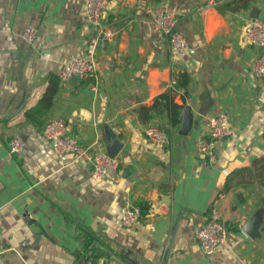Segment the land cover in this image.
I'll return each mask as SVG.
<instances>
[{
  "label": "crops",
  "instance_id": "obj_1",
  "mask_svg": "<svg viewBox=\"0 0 264 264\" xmlns=\"http://www.w3.org/2000/svg\"><path fill=\"white\" fill-rule=\"evenodd\" d=\"M164 9L192 52H169L150 26ZM252 17L264 20V0H106L100 25L109 37L97 43L94 76L61 82V65L98 32L83 0H0V264H83L87 249L97 264H264V78L251 73L263 48L243 33ZM179 74L185 90L172 100L189 108L186 134L178 108L172 121L142 109ZM53 76L56 90L42 104L50 107L26 117ZM219 113L229 133L210 160L196 140ZM48 119L63 120L91 152L119 146L116 183L92 178L73 154L58 158L41 135ZM147 125L166 143L147 140ZM13 133L23 147L9 155ZM125 200L147 205L130 227L120 224ZM211 207L227 234L204 256L194 233ZM255 216L250 238L240 226Z\"/></svg>",
  "mask_w": 264,
  "mask_h": 264
},
{
  "label": "built area",
  "instance_id": "obj_2",
  "mask_svg": "<svg viewBox=\"0 0 264 264\" xmlns=\"http://www.w3.org/2000/svg\"><path fill=\"white\" fill-rule=\"evenodd\" d=\"M106 0H83V11L93 28L98 30L94 35L89 36L83 45L81 54L72 55L68 60L61 65L58 72V79L61 82L68 80L71 77L79 79H87L94 76L96 62L94 59L96 46L99 40L109 37V32L104 30L100 25V16L104 8ZM175 16L168 10H160L151 18L150 26L166 37L167 50L169 52H192L185 38L175 31ZM244 38L246 41L257 47L263 48L261 52L251 64V73L257 79L264 78V20L257 17L249 19L243 29ZM34 31L31 27H25L23 31V40L26 43H31L33 40ZM176 78L171 77L168 80L167 88L171 95H175ZM92 84V83H90ZM91 88L94 89L93 84ZM205 131L196 140V147L202 156H207L212 160L215 156V142L225 138L228 133V124L222 113L214 116L206 117L204 120ZM113 134H118L117 128H111ZM144 136L152 143L165 144L166 136L154 125H147L143 129ZM41 135L49 144L54 154L61 158L66 154H73L77 158H82L90 168V176L94 179L104 180L112 184L117 180V160L103 151L91 152L86 148H82L74 135L66 132V125L61 119H48L42 129ZM23 147V141L17 133H13L7 142V153L9 155L18 154ZM120 224L123 227L134 225L139 216V208L132 205L128 201H123L120 207ZM227 231L226 227L220 219V215L215 207H211L206 220L196 229L194 236L198 243L200 252L204 256L211 255L214 250L223 243ZM83 264H97L90 250L84 252Z\"/></svg>",
  "mask_w": 264,
  "mask_h": 264
},
{
  "label": "trees",
  "instance_id": "obj_3",
  "mask_svg": "<svg viewBox=\"0 0 264 264\" xmlns=\"http://www.w3.org/2000/svg\"><path fill=\"white\" fill-rule=\"evenodd\" d=\"M219 11H220V9H219ZM57 80L58 79L56 76L49 77V88L46 90L45 95L42 96V98L39 101L37 106H35L33 109L26 112V117H29L30 114L32 112H35V111H37L38 114H40L41 110H38V108L43 109V111H44L45 109H48V107H50V106H42V104H45L46 102L48 104L50 97L52 96V94L56 90ZM186 82H187V75L186 74H179L178 81L175 83V89L177 90V92L180 91V89H183V91L185 90ZM172 98H173V95H171L170 91L169 92L165 91V92L157 95L154 98L153 103L149 108L142 107V109H144L145 111L155 110L157 112H163V114H165L169 120L172 121L174 118L177 120V116H178L177 115V108H179L181 105L174 103ZM136 204L140 209V213L143 214L147 209V205L144 204L141 200H137ZM226 225L228 228L230 226L231 228L236 229V227H232L228 223H226ZM231 228H229V229H231Z\"/></svg>",
  "mask_w": 264,
  "mask_h": 264
},
{
  "label": "water",
  "instance_id": "obj_4",
  "mask_svg": "<svg viewBox=\"0 0 264 264\" xmlns=\"http://www.w3.org/2000/svg\"><path fill=\"white\" fill-rule=\"evenodd\" d=\"M178 112L180 113V126H179V130L178 132L180 134H186L188 132V130L190 129V125H191V113L189 111V108L183 107V108H178ZM119 146H115L112 145L110 147L111 150H107V152L110 155H114L115 150L118 148ZM262 201L264 202V197L262 198ZM259 219L257 216L249 219L248 221H246L245 223H243L240 226V229L250 238H253L256 236V228L258 225Z\"/></svg>",
  "mask_w": 264,
  "mask_h": 264
}]
</instances>
